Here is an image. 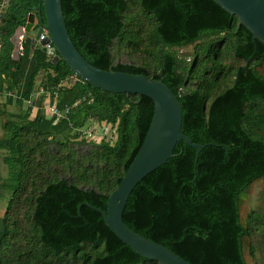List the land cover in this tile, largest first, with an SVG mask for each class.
<instances>
[{
  "label": "trees",
  "instance_id": "16d2710c",
  "mask_svg": "<svg viewBox=\"0 0 264 264\" xmlns=\"http://www.w3.org/2000/svg\"><path fill=\"white\" fill-rule=\"evenodd\" d=\"M8 2L0 20L7 169L0 264H159L136 254L97 211L106 210L145 137L152 100L78 76L67 80L75 76L67 63L53 61L30 38L14 59L11 37L40 0ZM60 2L87 61L166 84L181 107V132L205 144L197 153L177 142L173 157L131 191L124 223L192 264H264V44L213 0ZM188 45L190 59L175 50ZM39 76L45 92L34 97ZM8 91L19 98L2 101ZM45 93L59 110L70 107L64 118L45 114ZM90 120L109 124L111 134L86 138Z\"/></svg>",
  "mask_w": 264,
  "mask_h": 264
},
{
  "label": "water",
  "instance_id": "95a60500",
  "mask_svg": "<svg viewBox=\"0 0 264 264\" xmlns=\"http://www.w3.org/2000/svg\"><path fill=\"white\" fill-rule=\"evenodd\" d=\"M221 8L238 18L257 39L264 44V0H213ZM37 21L35 22V17ZM24 29L19 26L13 36V54L20 50L19 36L33 32L36 42L43 28L47 35L39 44L42 51L52 55L53 61L63 59L71 71L91 85L114 93H134L153 102V115L145 137L117 187L109 194L106 210L97 209L105 225L134 252L159 264H192L176 255L163 244L154 242L128 227L122 214L134 187L149 173L173 157L177 142L200 152L205 144L192 142L181 132L182 111L176 95L163 82L149 79L144 74L118 70H104L87 61L77 50L68 33L60 0H40L32 12L24 14ZM46 44L51 46L46 48Z\"/></svg>",
  "mask_w": 264,
  "mask_h": 264
},
{
  "label": "built area",
  "instance_id": "2783aa9c",
  "mask_svg": "<svg viewBox=\"0 0 264 264\" xmlns=\"http://www.w3.org/2000/svg\"><path fill=\"white\" fill-rule=\"evenodd\" d=\"M7 3H8V0H0V20L3 16L4 8L6 7ZM46 35H47V30L45 28H43V30H42V32H41V34L37 40L38 46H40V44H39L40 40H43ZM22 39H23V36H20V40H22ZM50 47L51 46L46 44L47 49H49ZM20 48H21V46H20ZM72 78H75V76L70 77L69 80H71ZM44 92H45V89L40 86L37 89V92L34 93L32 96L36 97L37 95H40L41 93H44ZM45 95H46V99H47L48 94L45 93ZM8 96H11L13 98H19V95L16 92H11V91L8 92ZM32 100H33V98L30 97V98L26 99L25 102L27 105L32 106ZM46 101H47V103L45 105L46 114L48 115V117H53L55 121L58 119L64 118L66 116L68 110L70 109V107L68 105H65L66 107H64L63 110H59L54 103H49V99H47ZM104 124L108 125L109 127L103 126L100 129V131H95L93 128H89L83 134L85 135L86 138H91V139H95V140H100L101 138H103L105 136H109L111 134V131H110L111 127L107 123H104ZM108 132H109V135H108Z\"/></svg>",
  "mask_w": 264,
  "mask_h": 264
},
{
  "label": "rangeland",
  "instance_id": "374dc122",
  "mask_svg": "<svg viewBox=\"0 0 264 264\" xmlns=\"http://www.w3.org/2000/svg\"><path fill=\"white\" fill-rule=\"evenodd\" d=\"M32 35V34H30ZM175 50H177L178 52V55L180 56H183V57H187L188 59H190L192 57V53L194 51V45H188V46H184V47H180V48H176ZM118 61L120 62H124L126 61V58L125 57H119L117 59ZM75 79L72 78L70 81H74ZM42 76H39L38 79H37V84L36 86H40L42 84ZM70 81H65V85H69L70 84ZM4 101V100H2ZM8 109L10 111H16L17 110V107L15 105H9L8 106ZM35 112L36 111H33L32 112V116L35 115ZM105 122H98V121H95V120H90L88 122V124L92 125L93 129L95 131H100V129L104 126V127H109L108 125H105L104 124ZM108 135H109V132H108ZM3 152L0 151V180H3L4 178L7 177V169H6V166L3 164L2 162V157H3ZM261 181L264 182V178H261ZM1 188V186H0ZM5 190L3 189L2 190V193L4 192ZM6 206V198L4 196H0V216H2L3 212H4V208Z\"/></svg>",
  "mask_w": 264,
  "mask_h": 264
},
{
  "label": "crops",
  "instance_id": "0c3cea01",
  "mask_svg": "<svg viewBox=\"0 0 264 264\" xmlns=\"http://www.w3.org/2000/svg\"><path fill=\"white\" fill-rule=\"evenodd\" d=\"M9 1V0H8ZM8 6H9V2L7 3V5H6V7L4 8V13H5V11H6V9L8 8ZM35 5H32V7L30 8V9H28V13L29 12H32V8L34 7ZM3 13V14H4ZM37 16L35 17V22L37 21ZM22 28L24 29V27L22 26ZM30 34H32V35H30ZM20 36H23V39L22 40H20V46H21V48H20V50H19V55L16 57L14 54H13V52H12V57L14 58V59H17L21 54H22V43H23V41H24V39L25 38H30L31 39V41H32V39H33V37H34V33L33 32H29V33H25V31L20 35ZM20 36H19V38H20ZM11 39H12V37H11ZM38 40V39H37ZM34 45H38V43H37V41L34 43V42H32ZM0 47H1V42H0ZM8 92H10V91H8ZM8 92H5L4 93V95L3 96H1V100H4V97L5 96H8ZM35 92H33L32 94H34ZM47 100V99H46ZM46 103H47V101H45V105H46ZM33 107V109H32V112L33 111H37V107L36 106H34V105H32ZM45 107V106H44ZM44 111H45V109H44ZM31 112V113H32ZM36 113V112H35ZM45 114H46V111H45ZM47 115V114H46ZM31 116H32V114H31ZM33 117V116H32ZM2 136V129L0 128V137ZM0 151H2L3 152V150H0ZM3 158V157H2ZM3 180H0V186L2 185L1 184V182H2Z\"/></svg>",
  "mask_w": 264,
  "mask_h": 264
},
{
  "label": "clouds",
  "instance_id": "9594fccd",
  "mask_svg": "<svg viewBox=\"0 0 264 264\" xmlns=\"http://www.w3.org/2000/svg\"><path fill=\"white\" fill-rule=\"evenodd\" d=\"M47 55H48V54H47ZM48 56L52 57V55H48ZM74 79H76V75H75V78H74ZM67 80H69V78H68Z\"/></svg>",
  "mask_w": 264,
  "mask_h": 264
}]
</instances>
